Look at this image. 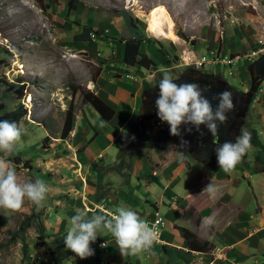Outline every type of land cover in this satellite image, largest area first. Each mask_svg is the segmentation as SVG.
<instances>
[{"label": "rangeland", "instance_id": "1", "mask_svg": "<svg viewBox=\"0 0 264 264\" xmlns=\"http://www.w3.org/2000/svg\"><path fill=\"white\" fill-rule=\"evenodd\" d=\"M71 1L76 2L74 10L68 9ZM159 6L167 10L175 38L153 36L147 30L146 19L136 12L149 14ZM122 10L130 13L147 36L142 51L154 63L141 74L145 79L136 105V123L140 129L143 95L147 89L159 87L162 73L158 70H168L174 83L185 73L198 71L220 77L235 91L246 93L248 114L242 128L250 136L255 130L264 145V79L257 81L251 74L264 54V0H0V103L5 106L3 112L20 106L27 110L19 124L21 143L9 159L22 180L40 179L49 189L42 206L35 205L34 212L32 203L25 201L21 211L14 215L6 217L0 213V264H100L98 257L102 251L109 243L116 244L112 241L99 246L102 238H107L99 236L91 245L94 255L80 259L67 249L64 239L66 217L73 216L76 208H90L87 202L90 179L78 159L81 150L73 144L77 121L88 119L89 112L80 93L99 91L103 68L119 60V48L127 34L120 17ZM84 25L92 27L97 34L92 42L78 44L73 35L80 33ZM164 29L168 32L167 24ZM202 59L206 64L200 67L198 63ZM229 59H235L232 65L227 64ZM18 83L25 84L22 94L13 92ZM69 104L74 107V122L71 133L63 140L61 133ZM142 122L153 135H159L154 121L142 119ZM129 145L125 144V148ZM177 148L193 164L220 167L218 162L206 163ZM250 149L243 156L241 166L235 169L238 174L246 171L257 175L254 156L264 160V151L254 146ZM14 156L23 158L25 164H18ZM229 180L219 184V191L236 186L231 177ZM242 187L248 188L247 181L243 180ZM255 188L259 195V187L255 185ZM54 205L67 215L63 229L57 234H51L45 215L38 219L43 223L40 229L37 220L43 207ZM31 215L30 226L20 233L22 222ZM49 221L53 226L55 220L49 218Z\"/></svg>", "mask_w": 264, "mask_h": 264}, {"label": "crops", "instance_id": "2", "mask_svg": "<svg viewBox=\"0 0 264 264\" xmlns=\"http://www.w3.org/2000/svg\"><path fill=\"white\" fill-rule=\"evenodd\" d=\"M121 45L119 60L103 68V83L95 92L115 111L112 120L105 123L85 104L88 119L77 121L78 127L74 128L77 137L73 144L81 150L78 159L91 183L88 208L110 212L123 205L148 223L155 212L164 217L168 225L163 233L165 244L155 243L150 251L138 256L120 254L131 264H264V173L252 176L234 170L226 174L218 171L217 166L191 163L177 147L141 143L136 105L145 79L141 74L148 70L124 65L125 42ZM123 149L127 150L121 155ZM241 162L242 159L235 169ZM229 177L236 186L219 191V184L230 182ZM243 180L248 188L242 187ZM211 182L218 189L214 198L203 193ZM255 185L260 189V197ZM203 199L206 200L202 203ZM61 210L55 205L44 210L51 234H57L65 225L67 215ZM49 218L55 220L53 226ZM98 235L107 236L101 242L115 241L110 234ZM117 249L116 244L109 243L98 257L100 264H118L112 260ZM216 250H226L225 258L215 257Z\"/></svg>", "mask_w": 264, "mask_h": 264}, {"label": "clouds", "instance_id": "3", "mask_svg": "<svg viewBox=\"0 0 264 264\" xmlns=\"http://www.w3.org/2000/svg\"><path fill=\"white\" fill-rule=\"evenodd\" d=\"M158 71L162 73L158 82L160 94L156 101L158 117L170 126L171 135L179 136L180 126L191 124L195 125L198 131L201 125H206L213 137H216L217 121L225 123L228 119L226 113L234 110L232 91L224 90L214 97L219 103L213 111L210 101L204 97L198 84L177 85L168 70L160 68ZM21 137L22 130L16 123L0 120V213L6 217L21 211L25 201L37 207L42 206L49 191L43 180H22L9 159L18 151ZM250 141V133L242 128L235 143L225 142L217 147V161L224 173L231 174L235 170L250 149ZM205 192L214 198L218 189L211 182L204 189L203 193ZM74 211L75 214L68 219L64 242L67 249L80 259L94 255L91 245L100 233L114 237L122 256L141 255L150 251L158 242L156 225H150L129 207L120 205L107 213L102 208L92 210L86 207L76 208ZM204 219L211 220V217Z\"/></svg>", "mask_w": 264, "mask_h": 264}, {"label": "trees", "instance_id": "4", "mask_svg": "<svg viewBox=\"0 0 264 264\" xmlns=\"http://www.w3.org/2000/svg\"><path fill=\"white\" fill-rule=\"evenodd\" d=\"M76 9L77 5L75 1H71L68 4V9ZM120 17L124 20V23L126 25V28L124 30V34H126V38L124 39L125 45H124V53H123V57H122V63L124 65H126L127 67H134L136 65L141 66L145 69H149L151 66H154L153 61L148 57V55L144 54L141 51V45L147 40V36H145L144 32L140 29V27L137 24V21L134 20L132 18V16L130 15L129 12L122 10L120 13ZM97 34L96 31L93 30L92 27L88 26V25H84L81 27V32L78 34L73 35L74 37V41L78 44H83V43H90L92 42V37L93 35ZM5 50L4 52L6 54H8V50L7 49H3ZM180 81V80H179ZM178 82V81H177ZM24 85L25 84H16L13 92L15 93H19L22 94L24 91ZM77 90L74 92V95L76 94ZM81 97H82V103L83 105L88 104L89 106H91L95 112L99 115V117L105 122V123H109L114 114L115 111L108 106L103 100H101V98L94 94L93 92L87 91V92H81ZM145 96V93L143 95V97ZM144 105V101L142 102ZM143 105H141L142 107V112L139 116V125L141 127V135L139 137V141L141 143H150L152 145H160V144H164V145H176L177 143L172 142V141H168V140H164V138L160 135L161 133H159V135H153L151 133V130H147L145 128V124L142 122V119H147L150 121H154L155 124H158L157 127L159 128V120L157 118H151V117H147L143 111ZM69 108L66 111V119H65V123L62 129V133H61V139H67V137L69 136V134L72 131V127H73V122H74V107L71 106V104L68 105ZM5 110V106L2 105L0 103V120H8L10 122H14L16 123L18 126L20 124V122L26 117L27 115V110L25 108H23L22 106L16 108L13 111H9V112H3ZM141 118V119H140ZM156 127V126H155ZM154 130V129H153ZM159 132V131H158ZM150 137H149V136ZM157 137V138H156ZM45 141L47 140V138L44 139ZM251 146H254L255 148H258L260 150L264 151V145L262 144V142L260 141L258 134L256 131L252 130L251 131ZM131 144L130 142L126 143ZM127 149H123L121 155L124 153V151ZM15 157V156H14ZM18 161V164L24 163L19 157H15ZM27 164V162H26ZM255 171L256 173H264V160L259 156L256 155L255 156ZM33 205V212L35 209V205ZM34 214V213H32ZM45 215V211L41 210L38 212V217L37 220L39 219V217L44 216ZM32 215L30 217H27L21 224L20 226V233H24V231L26 230V228H28L30 226V221ZM38 228L40 229L42 227V222H39L38 220ZM47 246V249L49 252L52 251L51 246L47 243L45 244ZM24 249H26V246H24ZM26 250H24L25 252ZM112 260L114 262H118V264H129L127 261H124L123 258H121L120 252L117 249V254L114 256H112ZM72 264H76L75 262H73Z\"/></svg>", "mask_w": 264, "mask_h": 264}, {"label": "flooded vegetation", "instance_id": "5", "mask_svg": "<svg viewBox=\"0 0 264 264\" xmlns=\"http://www.w3.org/2000/svg\"><path fill=\"white\" fill-rule=\"evenodd\" d=\"M255 77L256 75H253L252 79ZM184 83L198 84L204 97L207 99L208 95L217 97L224 90L232 91L235 105L234 110L226 113L228 119L225 123L221 124L217 121L218 133L216 137H213L206 125H201L198 131L196 126L191 124H182L179 129V136L171 135L170 126L162 122L158 117L156 101L160 94L159 87L147 89L144 96L143 111L147 117L159 120V133H161L160 135L164 140L177 143L176 146L181 148L190 157L193 156L195 159H200L210 164L217 163V147L223 145L225 142L235 143L242 127L246 123L248 114L246 106L248 105L249 98L246 97V93H240L232 89L220 77L202 74L198 71L187 72L182 76L180 81L176 82L177 85ZM217 102L219 101L217 100ZM182 141L185 143H182Z\"/></svg>", "mask_w": 264, "mask_h": 264}, {"label": "bare ground", "instance_id": "6", "mask_svg": "<svg viewBox=\"0 0 264 264\" xmlns=\"http://www.w3.org/2000/svg\"><path fill=\"white\" fill-rule=\"evenodd\" d=\"M136 2H134V4ZM136 12L138 13L139 16H141V18L144 17L146 19L147 30L151 34H153V36L165 37V38H170V39L175 38L174 33L172 32L173 23L172 21H170L167 10L164 7L162 6L155 7L154 9L150 11L149 14H144L141 11H136ZM165 24L168 25V29H169V30L167 29L168 32L165 31L164 29Z\"/></svg>", "mask_w": 264, "mask_h": 264}, {"label": "built area", "instance_id": "7", "mask_svg": "<svg viewBox=\"0 0 264 264\" xmlns=\"http://www.w3.org/2000/svg\"><path fill=\"white\" fill-rule=\"evenodd\" d=\"M235 59H229L227 61V64L232 65ZM237 60V59H236ZM199 66H203L204 64H206V60L202 59L199 63ZM207 64H210L209 62ZM105 213L109 212L107 209H103ZM150 225L155 224L157 229H158V233H159V239L158 242L156 244L162 245L165 244V241L163 239V233L165 231V229L168 227L166 220L160 215V213L155 212L153 214V217L151 219V221L149 222ZM107 244V242L103 241L100 244H98L99 246H102ZM215 257H217L218 259H224L225 255H224V251H220V250H216L215 251Z\"/></svg>", "mask_w": 264, "mask_h": 264}, {"label": "water", "instance_id": "8", "mask_svg": "<svg viewBox=\"0 0 264 264\" xmlns=\"http://www.w3.org/2000/svg\"><path fill=\"white\" fill-rule=\"evenodd\" d=\"M252 77L256 75L255 80L260 81L264 79V54L257 60L255 65L253 66V71L251 72ZM208 100L210 101L213 111H215L219 102L214 99V95H208Z\"/></svg>", "mask_w": 264, "mask_h": 264}]
</instances>
